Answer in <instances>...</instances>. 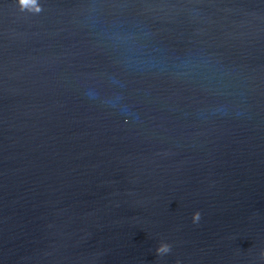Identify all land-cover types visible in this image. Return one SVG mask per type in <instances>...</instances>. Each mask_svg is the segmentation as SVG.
<instances>
[{"label": "water", "instance_id": "water-1", "mask_svg": "<svg viewBox=\"0 0 264 264\" xmlns=\"http://www.w3.org/2000/svg\"><path fill=\"white\" fill-rule=\"evenodd\" d=\"M38 3L0 0V264H264V0Z\"/></svg>", "mask_w": 264, "mask_h": 264}, {"label": "clouds", "instance_id": "clouds-1", "mask_svg": "<svg viewBox=\"0 0 264 264\" xmlns=\"http://www.w3.org/2000/svg\"><path fill=\"white\" fill-rule=\"evenodd\" d=\"M18 10L21 12L27 11L32 14H39L42 11L38 0H15ZM201 219V214L199 211L193 212L191 216L192 222L198 223ZM171 251V245L167 242L161 241L155 249V254L157 256H163ZM260 259L264 261V251L260 252ZM179 264V261L176 262Z\"/></svg>", "mask_w": 264, "mask_h": 264}]
</instances>
